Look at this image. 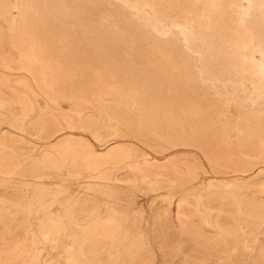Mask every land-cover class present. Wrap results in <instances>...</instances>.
<instances>
[{
	"label": "rangeland",
	"instance_id": "rangeland-1",
	"mask_svg": "<svg viewBox=\"0 0 264 264\" xmlns=\"http://www.w3.org/2000/svg\"><path fill=\"white\" fill-rule=\"evenodd\" d=\"M0 264H264V0H0Z\"/></svg>",
	"mask_w": 264,
	"mask_h": 264
},
{
	"label": "bare ground",
	"instance_id": "bare-ground-1",
	"mask_svg": "<svg viewBox=\"0 0 264 264\" xmlns=\"http://www.w3.org/2000/svg\"><path fill=\"white\" fill-rule=\"evenodd\" d=\"M17 3H18V2H17ZM222 30H223V29H222ZM7 35H8V34H7ZM252 39H253V38H252ZM242 40H243V39H242ZM245 41H246V40H245ZM184 42H185V41H184ZM185 43H186V42H185ZM205 43H206V42H205ZM240 44H241V43H240ZM244 46H245V45H244ZM238 47H239V46H238ZM238 47H237V48H238ZM212 48H213V47H212ZM240 49H241V48H240ZM237 51H238V49H237ZM234 53H238V54H239V52H236V51H235ZM238 54H237V55H238ZM242 54H243V53H242ZM215 55H216V54H215ZM237 55H236V56H237ZM240 55H241V54H239V56H240ZM234 56H235V55H234ZM237 57H238V56H237ZM242 57H244V56L242 55ZM243 59H244V58H243ZM246 59H247V57H246ZM246 59H245V60H246ZM221 60H222V59H221ZM233 60H234V59H233ZM234 61H235V60H234ZM242 62H243V61H242ZM246 62H247V61H246ZM235 63H236V62H235ZM235 63H234V64H235ZM238 64H239V63H238ZM246 65H247V64H246ZM248 65H249V64H248ZM251 65H252V64H251ZM233 66H234V65H233ZM236 66H237V65H236ZM239 66H240V65H239ZM237 67H238V66H237ZM241 67H242V65H241ZM245 67H246V66H245ZM251 67H252V66H251ZM234 68L236 69L235 66H234ZM238 68H240V67H238ZM243 70H244V69H243ZM237 71H238V69H237ZM240 72H241V71H240ZM244 72H245V70L243 71V73H244ZM237 73H238V72H237ZM237 75H238V74H237ZM233 79H234V78H233ZM236 80H237V79H236ZM236 80H235V81H236ZM252 83H253V82H252ZM240 92H241V91H240ZM250 103H251V102H250ZM252 104H253V103H252ZM253 107H254V106H253ZM253 107H252V108H253ZM260 109H261V108H260ZM254 111H255V110H254ZM256 111H257V109H256ZM257 113H258V112H257ZM261 113H262V112H261ZM258 114H259V113H258ZM247 143H248V142H247ZM249 147H250V146H249ZM261 147H262V145H261ZM250 149H251V148H250ZM251 150H252V149H251ZM248 151H250V150H248ZM255 151H256V150H254V152H255Z\"/></svg>",
	"mask_w": 264,
	"mask_h": 264
}]
</instances>
